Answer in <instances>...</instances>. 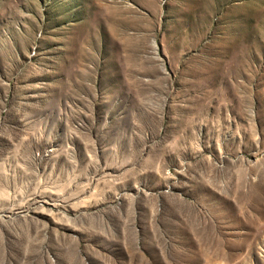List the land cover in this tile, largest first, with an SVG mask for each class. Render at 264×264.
I'll return each mask as SVG.
<instances>
[{
    "label": "rangeland",
    "instance_id": "obj_1",
    "mask_svg": "<svg viewBox=\"0 0 264 264\" xmlns=\"http://www.w3.org/2000/svg\"><path fill=\"white\" fill-rule=\"evenodd\" d=\"M0 264H264V0H0Z\"/></svg>",
    "mask_w": 264,
    "mask_h": 264
}]
</instances>
